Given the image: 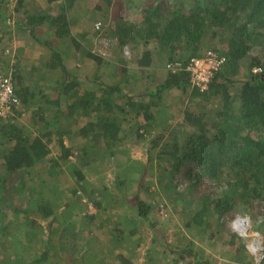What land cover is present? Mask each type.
<instances>
[{"label":"trees","instance_id":"trees-1","mask_svg":"<svg viewBox=\"0 0 264 264\" xmlns=\"http://www.w3.org/2000/svg\"><path fill=\"white\" fill-rule=\"evenodd\" d=\"M40 1L46 3V8L38 0H0L2 54L7 43L22 44L28 39L47 51L45 67L49 72L60 76L54 89L57 91L56 96L33 92L19 68L21 59L18 50L13 53L15 65L12 78L20 104L14 107L12 116L0 119V191L5 192L1 202L10 203L8 206L15 205L10 214H7L8 228L11 229L10 224L16 222L19 226L25 225L30 216L31 208H23L24 199L16 203L15 200L20 198L18 194L23 190L29 194V202L33 201V191L28 184L30 171L37 163L48 162L50 172L47 175L52 178L59 167L73 163L77 154L83 160L81 167L73 163L77 172V192L83 194L82 200L87 199L97 210L93 214H86L91 224L97 223L106 207L103 198L94 203L91 200L93 196L86 187L84 172L90 165L89 151L99 147L113 158L118 157L119 153L124 152L121 145L131 136L130 132H135L138 139H143L150 133V125L147 124L156 119L151 110L153 106L159 105L154 99L160 100L165 92L172 90L181 91L184 95L189 90L193 99H218L219 103L212 108L213 111L207 110L205 104L195 106L194 110L191 107L183 110L179 125L185 129L183 132H186V137L180 140L174 138L173 143L161 144L164 136L159 135L152 139L147 152L151 157L156 151L155 161L159 165L160 184L164 179L172 183L167 189L169 196L166 197L175 208H178V202L185 193L186 196L188 193L192 194L191 198H195L194 207L193 202L188 201L191 209L184 214L186 227L194 230L211 229L213 237L216 233H223L225 237H230L236 254L244 253L246 250L241 242L243 239L231 233L229 221L239 208H251L255 211L256 203L264 202V48H261L260 57L252 54L256 47L264 43V0ZM86 1H92V7L88 8L91 11H107L114 2L122 7L120 18L123 22L111 24V30L114 31L112 36L117 38L122 49L119 83L107 85L97 81L98 77L82 78L69 71L65 49L74 48L79 52L83 48V37H79L80 32L76 30L77 25L72 16L77 11L79 2L85 4ZM134 10L141 13L140 17L132 18L126 23L124 18ZM102 26L101 24V29ZM125 48L132 52L129 59L125 56ZM208 51L224 57L226 64L215 75L208 91L200 93L191 88V76L187 67L193 59L204 57ZM89 56L97 64H103L102 57L96 54ZM157 57L166 60L165 67H162L166 73L165 78L158 83L154 93H148L145 97L138 91V87L132 89L131 85L139 84L143 76L136 77L137 80L134 81L126 65L134 64L143 74L145 68L155 65ZM249 57L250 62L245 68L244 63ZM4 62L0 58V63ZM255 69L260 72H254ZM140 95L148 102L139 100ZM63 98L67 100L65 109ZM23 114L33 117L36 132H27L26 126L13 121ZM140 120H143V124ZM65 121L71 127L70 130L64 126ZM132 121H135L134 125L138 123V126L131 125ZM75 137L83 140L81 147L71 144ZM54 144L58 145L60 155L51 158ZM149 160L151 161L150 158ZM189 164L191 168L185 167ZM179 173L188 182L184 190L178 189L174 183L175 176ZM211 186H216V189H210ZM105 189L106 187H102L97 191L102 194ZM149 190L147 187L146 191ZM43 197L45 198L37 203V210L32 213L28 225L41 228V224L35 221L41 217L47 219L51 231L57 215L55 207L48 202L49 199ZM134 206L138 218L146 221L154 230V242L157 243L156 224L150 217L152 206L140 197H137ZM20 212L27 218L21 217L19 221H15L11 214ZM261 214L264 218V212ZM225 216L230 218H226V221L223 218ZM122 225H113L111 239L117 244L126 233L125 227L121 228ZM138 231L139 227L134 223L127 234L134 239ZM67 232V242L62 252L68 254L74 249L75 254L70 255L66 264H80L81 260L82 264H108L99 251L93 248L81 250L79 226L68 228ZM90 236L87 237L91 239ZM141 240L139 237L133 241L135 247L129 245L131 254L117 255L121 264H135L131 255L134 248L142 243ZM161 245L181 261L214 264L212 258L205 253L193 252L189 247L191 243L188 247H176L169 243ZM41 257L43 258L34 260L33 263H46L47 253L44 252ZM178 259H172V263L177 264ZM94 260L98 262L95 263Z\"/></svg>","mask_w":264,"mask_h":264},{"label":"rangeland","instance_id":"rangeland-1","mask_svg":"<svg viewBox=\"0 0 264 264\" xmlns=\"http://www.w3.org/2000/svg\"><path fill=\"white\" fill-rule=\"evenodd\" d=\"M114 5L107 11H91L89 9L92 7V1H86L85 4L79 2L77 11L73 12L72 19L74 24L76 23L75 25H77L76 30L80 32L79 37H83L81 41L83 48L79 52H76L74 48L65 49V59L69 66V71L74 75L82 78L88 77L89 79L98 77L97 81L107 85L119 83L121 77H118V71L122 68V63H120L122 49L118 45L117 38L112 36L114 31L111 30V24L114 22L122 23L123 20L120 18L122 7H118L119 5L116 2H114ZM86 12L89 13L87 14ZM140 14L138 10L130 11L124 21L129 23L132 18H139ZM97 23L103 25L100 31L96 30ZM5 38L8 39V37ZM25 40L27 41H24V45L14 42L7 43L8 49L6 48V50L10 51L8 57L12 60L13 53L18 50L17 53L21 59V67L19 68L23 71L27 85L33 92L48 93L50 97L56 96L57 91L54 89L60 79L59 74L51 73L45 67L48 56L45 58V53L42 50H35V47H30L31 53H29L27 49L32 41ZM261 48H264V43L256 47L252 54L259 56L262 52ZM124 51L127 53L125 55L126 58H131L132 52L127 48ZM92 54L102 57L103 64L99 65L96 61L90 59L89 55ZM9 62L5 60L4 64L0 63V72L8 68ZM249 62L250 57L244 63L245 68H247ZM165 63L166 60L164 58H158L154 66L151 65L149 68L144 69L143 74L139 72V69L134 64L126 65L129 69L128 73L134 81L137 80L136 77L141 78L143 76L139 84H131L132 89L138 87V91L142 92L144 96L151 92L154 93L158 83H161L165 78L166 73L162 69V67H165ZM120 89L122 91V82ZM145 99L141 95L139 96V100ZM145 101L148 102L147 100ZM154 101L159 102V105L157 107L153 106L151 110V112H154L156 119L147 124L150 125V133L143 139H138L135 132H130L131 136L121 145L124 152L119 153V156L115 158L105 152L106 150L103 148L96 147L89 151L88 161L90 165L87 166L84 172L86 187H88L93 196V199H90L95 203V201L103 198V204L106 207L97 223L91 224L86 217V214H93L97 210L95 208L91 209L84 204L81 199L83 194L77 192V172L73 163L78 165V167L83 164V160L78 154L76 156L77 159L74 156L73 163L59 167L52 178L47 175L50 172V164L48 162L37 163L30 171L28 187L33 191V203L29 202V194L23 190L18 194L20 198L15 200L16 203V201L24 199L23 204L19 203L23 205V208H31L29 210L30 216L27 218L21 212L14 215L11 214L15 221H19L21 217L23 219L27 218L25 225L19 226L16 222V224H10L11 229L8 228L10 226L7 214H10V210L15 205L11 204V206H8L10 203L3 204L1 197L5 192L0 191V264H35L33 263L35 262L34 260L42 259L41 255L44 252L47 253L46 263L44 264H66L70 255L75 254L74 249H71L68 254L62 252L67 242L65 239V237H68L67 230L73 226H79L81 229V232H78L80 233L78 237L82 241L81 250L93 248L99 251L101 257L108 264L110 262L112 264H121L117 259V255L120 253L124 255L131 254L128 247L129 245H134L133 247H135V242L133 244V241L139 237H141L142 243L134 248L135 251L131 255L135 264H173L172 259L175 260L179 257L173 255L168 248L161 245H167V243L176 247L185 245L188 247L189 243H191L189 247L193 249V252L201 251L202 254L205 253L206 256L212 258L211 261L214 264H252L251 257L246 251L236 254L237 252L232 247L230 237H225L223 233H216L213 237L211 229L194 230L186 227L184 214L191 209L188 201L193 202L192 206L194 207L195 198H191L192 194L187 193L186 196L185 193L178 202V208H175L167 198L169 196H167L169 194L167 189L171 187L172 183L164 179L160 184L159 165L155 161L156 151L152 153L151 157L147 152L148 147H151L152 139L159 135L164 136L161 144L173 143L174 138L180 140L186 137V132H183L185 129L179 125L183 117V110L188 107L194 110L195 106L205 104L207 110L213 111L212 108L219 103V100L198 101V99L192 98L189 90L186 91L185 95L181 91L172 90L165 92L160 100L154 99ZM66 102L67 100L63 98L64 109L67 105ZM13 121L26 126L28 128H26L27 132L37 131V128L33 127V117H28L26 114L17 116ZM139 122L143 124V120ZM130 124L134 125L135 121ZM64 126L70 127L66 121ZM134 126H138V123ZM73 144L81 147L83 140L75 137ZM59 155L58 145L54 144L51 158H56ZM185 167L191 168L192 166L189 164ZM175 179V186L184 190L188 182L184 180L183 174L179 173L175 176ZM122 182H125V184H120ZM142 185L143 188H141ZM102 187H106V191L101 194L97 189ZM147 187H149V191H146ZM210 189H216V186H211ZM75 191L76 193L74 194ZM170 193H172V189H170ZM43 196L49 199L48 202H50L52 207H55V215H57V220L53 223L51 231H49L47 219L41 217L35 220L41 224V228L37 229L28 225L32 213L37 210V203L42 198H45ZM137 197L146 200L152 206L153 211L150 217L152 222L156 224L155 231L158 232L157 243L154 242L156 240L154 230L149 227L146 221L138 218L136 214L134 202ZM255 209L254 211L251 208H239L235 212L233 219L238 215L248 217L252 233L259 232L264 237V227H262L264 218L261 214L264 212V202L259 201L256 203ZM228 217L225 216L223 218L226 220ZM233 219L231 221H229L230 219L228 220L230 224ZM119 222L123 224L121 226L122 229L125 227L126 233L123 240L117 244L112 241L111 234H113V225L120 226L121 223ZM134 223L139 227V231L136 238L133 239L127 233H129L128 229L130 227H134ZM87 225L88 228H85ZM89 231L92 232L90 233ZM231 233L235 234L232 230ZM88 235H91V239L87 237ZM241 242L244 246L245 242L243 240ZM105 260L103 261L105 262ZM80 262L82 264L83 260ZM97 262L95 261V263ZM188 263L191 264L188 261L179 259L177 262V264Z\"/></svg>","mask_w":264,"mask_h":264},{"label":"built area","instance_id":"built-area-1","mask_svg":"<svg viewBox=\"0 0 264 264\" xmlns=\"http://www.w3.org/2000/svg\"><path fill=\"white\" fill-rule=\"evenodd\" d=\"M96 30H101V24H96ZM9 50H5L2 54L0 49V58L10 61L8 57ZM12 62V63H11ZM5 71L0 72V119H7L12 116L14 107L20 104V101L15 93L13 83V72L15 61L12 59ZM226 64V59L218 53L208 51L204 57H198L191 61L187 67V71L191 76V88L197 89L200 93L208 91L211 82L215 75L221 71ZM254 72H260L255 69ZM83 202L88 204L89 208L93 205L83 199ZM232 231L245 242V249L251 257L252 264L264 263V237L259 232H253L251 229L250 219L246 216L238 215L231 223Z\"/></svg>","mask_w":264,"mask_h":264},{"label":"crops","instance_id":"crops-1","mask_svg":"<svg viewBox=\"0 0 264 264\" xmlns=\"http://www.w3.org/2000/svg\"><path fill=\"white\" fill-rule=\"evenodd\" d=\"M38 2L43 6V7H45L46 8V3L45 2H41L40 0H38ZM14 7H15V5H14V3L12 4V8L14 9ZM22 39V38H21ZM24 41H27V40H24ZM25 44V42H22V44H20V45H24ZM29 46V48L27 49V51L29 52V53H31V50H30V47L31 48H33V47H35V50H42L44 53H45V55H44V57L46 58L47 57V54H46V52H45V50L43 49V48H41V46H39V45H36L35 43H31L30 42V44L28 45ZM23 52H24V50H23ZM27 53V52H26ZM27 67V66H26ZM69 67V66H68ZM24 78H25V76H24ZM26 81V80H25ZM67 130H70V128H67ZM75 139V138H74ZM71 144L72 145H74L72 142H71ZM67 145L68 146H70L69 145V141H67Z\"/></svg>","mask_w":264,"mask_h":264}]
</instances>
